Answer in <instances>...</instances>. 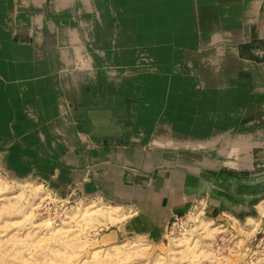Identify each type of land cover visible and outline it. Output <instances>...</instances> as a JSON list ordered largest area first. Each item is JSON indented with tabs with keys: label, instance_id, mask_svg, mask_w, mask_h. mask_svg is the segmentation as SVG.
<instances>
[{
	"label": "rangeland",
	"instance_id": "1",
	"mask_svg": "<svg viewBox=\"0 0 264 264\" xmlns=\"http://www.w3.org/2000/svg\"><path fill=\"white\" fill-rule=\"evenodd\" d=\"M4 1L0 0V8L4 5V8L0 9V19H2L1 16H8L9 19V7ZM143 1L131 2L132 6L128 5L129 8L126 10L125 1L120 8L116 6L114 11H120L116 15L117 18L121 14L123 16L121 18L129 19L125 22H117L115 17L100 20L96 16L97 13L100 14L99 11L104 13L114 9L109 0H87L90 9L93 2L97 5L93 7L94 10L92 9L91 13H88L89 15L81 16V20L87 18L91 21L94 18L96 28L94 26L93 28L96 35L91 34L89 27L86 34L85 29L80 26L81 20L77 23L73 18L71 11L74 10V0L70 1L73 4L69 2L67 7H62L63 11L61 9L54 14L55 17L62 18L63 22L69 23L70 27L77 28L81 38L78 43L80 49L75 52L74 45L61 48L64 38L59 34H57L54 46H52L54 42L47 41V45L55 49L58 59L55 60L54 68H51L49 56L44 58L48 65L46 75H43L41 83L33 84V87L36 86L33 88L34 92L37 91L36 103L38 105L35 110L38 116H43L41 117L44 120L39 119L37 124L34 123V126L30 125V127L22 121L21 132L23 136L35 137V141L30 144L33 149L38 144L36 137L42 135V142L53 139L55 140L53 145L60 147L63 152L60 154L55 151L57 154H53L45 151V155L52 156L56 161L53 166L44 168L36 163V159L33 160L34 157L23 153L27 146H20L17 150L13 149L10 155L9 149L14 146L15 140L9 138L7 133L0 131V178L5 184L4 186L0 184V264H83V261L90 264H98V262L101 264V260L102 264L104 262V264H185L190 261H194L195 264H252L251 253L255 250L261 231L264 230V213L260 215L257 213L258 204L264 203V191L251 203V212L238 214L221 205L214 208L210 200L212 196L206 193L197 195L194 193V188L185 189L189 191L187 204L183 209L172 212L168 222L163 225L156 220L157 214L154 216L150 211L144 212L133 197L127 201L118 200L117 203L111 201L108 190L113 186L118 188L124 177L126 181L134 185L140 183L146 187L153 186L151 183L160 178L159 174L157 175L158 172L166 173L167 176L171 175L170 171L174 166L168 164L173 163L174 158L186 156L184 153L190 154V152L201 156L208 155L206 145H202L207 141L210 144L215 141L210 148L211 159L210 156L206 158L210 164L212 162L215 166L214 171L216 172L207 170L215 175L207 179L208 185L212 184L213 179L218 176L226 177L219 172L227 173L229 177H235L236 173L244 174L241 176L264 173V166L254 167L252 170L242 166L239 169L236 168L237 166L233 167L237 160L235 154H226L227 151L234 149V146L228 145V137L238 136L243 132L240 131L242 125H240V109H247V105L240 106V102H246L250 94L248 92L244 94L242 92L244 90H240V71L243 69H240L237 60L240 58L254 61L256 64H264V35L261 34L259 28L264 19V0H240L244 6L238 24L222 23L217 20L219 23L213 32L215 38L213 36V39L209 38L206 47H200L199 44L197 48L190 47L188 42L191 41L185 39V32H181L180 35V32L174 31L170 25L154 29L148 27V32H138L134 23L131 22L133 14H138L140 11L145 12V5L153 0ZM13 4L15 3H12L15 11L16 6ZM44 6L49 7L48 4ZM45 7L42 8L45 12L44 16L49 17ZM65 10L67 12H64ZM27 11L32 14L36 13L32 6ZM66 13L69 14L68 17ZM188 13L191 17H195L193 19H198L196 8L193 7ZM240 26L242 36L246 32V40L241 42L243 41L241 38L237 42L238 58H234L231 48L227 49V46L229 47L231 41L240 36ZM90 37L94 40L92 41ZM12 43L10 46L13 45ZM223 46L226 48L222 49ZM178 47L182 49L181 52L178 51ZM185 49L193 51L189 50L191 52L186 54L188 56H183L180 62L178 56L184 53ZM209 49L213 50V54H206L210 52ZM60 50H63V53L65 51L64 55L67 58L65 60L71 57L70 64L61 62ZM195 52L199 53L197 55L199 58H195ZM75 53H78L77 57ZM218 53L221 55H216ZM219 57L223 59L224 67L220 68L221 59ZM2 59L0 58L1 61ZM82 59L89 64L84 71L93 70L96 81L85 77V84L82 88L76 89L74 86L76 80L71 82L70 79L73 77L79 80L77 75L82 68ZM3 60L8 68L14 69L16 76L14 83L19 82L25 76L26 67L23 65L25 61ZM240 66H242L241 62ZM201 70L209 76V79L204 80ZM60 71L69 80L70 89L73 92L71 98L64 92ZM151 73L162 75L164 79L153 80L150 76L147 77ZM204 81L208 83L206 87ZM90 82L92 85L95 84L93 93L87 90V84ZM184 86L197 89L199 98L196 99L197 104L194 106L192 102V104L185 105L184 101L177 100L174 108L166 110L167 107L164 106V103H167L166 93L171 92L181 97L182 94L184 95L181 91ZM203 91L207 93L203 94ZM240 92L245 96L240 97ZM192 97L194 100L195 96L192 95ZM260 103L257 113L263 117L264 103L262 101ZM145 104L153 106L154 111L152 113L144 111ZM182 107H187L186 113ZM205 108L213 110L210 113ZM178 112L184 117L181 118ZM231 113H237V115L232 117L229 115ZM206 115L209 120L204 122L203 128L197 127V121ZM188 117L191 120L185 121L184 119ZM59 127L64 129L66 138L55 136V130ZM252 133L264 137V127L263 130L254 131L252 129ZM259 147L264 148V140ZM115 153L121 156H116ZM17 154L16 162H11L12 155ZM93 156L100 157L92 160ZM161 157H164V161ZM146 158L148 163L150 161L154 163L150 169H146L152 166L151 164L146 166ZM231 161L234 162L231 163L232 165ZM20 162L28 167L26 169L17 167V163ZM163 163L167 166L157 165ZM177 167L182 168V166ZM206 167H202L200 172L204 176L207 174ZM180 174L183 177L187 176L185 170H180ZM155 176L159 178H154ZM159 181L154 183H159ZM233 183L238 184L237 181ZM125 187L126 190L131 189L129 186ZM179 191L180 189H177V195L180 194ZM245 192L250 195L254 194L251 184L245 185ZM133 193L138 194L139 191L134 190ZM99 201L118 205L119 209L114 212L126 213L127 217L114 224L105 223L104 225V221H101V224L97 221L93 222L91 219L94 215H87L88 218L75 214L72 216L73 219L71 217L66 220L69 222L65 224V228L61 229L63 231L60 230L62 233L58 232L53 237L38 229L35 224L32 225V222L40 218H48L52 224L48 223L51 227L57 224L62 225L64 223L61 221L65 218V212L86 202L98 203ZM154 205L156 206L155 203ZM196 211H199L198 215L201 218L209 220V228H216L215 234L211 232L212 241L204 236L203 230H199L200 233L198 231V233H193L200 237L199 246L210 247L212 252L210 255L214 260H209L208 256L201 258L202 255H198L199 247L188 250V253L180 252L177 259H173L170 251L172 238L180 231L192 229L194 219L190 214ZM248 216L255 221H248ZM144 217H147V220ZM197 234H202L205 238ZM123 243H128L127 246L130 247L123 246ZM114 245L122 246L121 252L110 249ZM96 249H101L102 252L108 249L110 255L102 258L104 252H100L99 259L92 258L90 254ZM196 254L198 257L194 258Z\"/></svg>",
	"mask_w": 264,
	"mask_h": 264
},
{
	"label": "bare ground",
	"instance_id": "2",
	"mask_svg": "<svg viewBox=\"0 0 264 264\" xmlns=\"http://www.w3.org/2000/svg\"><path fill=\"white\" fill-rule=\"evenodd\" d=\"M70 1L71 0H5L4 3L6 4L7 7H9L8 12H9L10 17L8 19V16H3V17L1 16L2 19H0V39H1V46H0L1 53L0 54L5 55V56H10L11 60H12V58L14 60H23V61H25V64L23 62H20V63H23L24 67H26L25 68V76L23 78H21V80L19 82L16 81L14 83V79L16 78L15 73L13 72L14 69L8 68L6 66V62L3 59H2V61L0 60V131L1 132L3 131V133H5V134L7 133L8 134L7 136H10L9 138H13L15 140L14 146H12L9 149L10 155H11L13 149L17 150V148H19L20 146H23V147L27 146V149L23 153H25V155H30V156L34 157L33 160L36 159V163H39L41 166H44V168L46 166H53L54 162L56 161V159H53L52 156L50 157V155H48V156L45 155V151L52 152L53 154H57L55 151H58L60 154L63 151L57 145H53V142L55 143V140H53V139H51L50 141L48 139L47 141L42 142V139H41L42 135H40L39 137L38 136L36 137V139L38 138V144H36V142H34L36 144L35 148L34 149L31 148L30 144H32L33 141H35L34 140L35 137L31 138V137H26V136L22 135L23 132H21V130H22L23 126H22L21 122L22 121L25 122V124L30 127V125H33L34 123L37 124V121H39V119L44 120L42 118L43 116L42 115H41L42 117L38 116L37 110H35V108H37L38 104L36 103L37 91L34 92V89H33L36 86L33 87V84H35L36 82L41 83L40 80L44 77L43 75H46V70H47L46 68L48 65L46 64V61L44 60V58L49 56V62L51 64L50 67L54 68V63H56L55 60L57 61L58 58L55 54L56 53L55 49H53L52 46H54V44H56L57 34H59L60 37L64 38L63 42L61 43V48H63V46H67V45H74L75 46V52H78L80 49L78 47L79 46L78 43L80 42L81 38L79 37L80 34L77 31V28L76 27L75 28L70 27L68 25L69 23L67 24L61 20L62 18L55 17L56 15L54 16V14L57 13L58 11H60L62 9V7H67L66 5ZM74 1H75V4H74L75 6L73 7L74 10L71 8L73 10V11H71V14L73 15V18L76 20L77 23H78V20L82 19L81 16L86 15V14L89 15L88 13H91L93 7L95 5H97V3L95 4V2H93V4H91V9H90L87 5L88 4L87 0H74ZM124 1H125V10H126V8H129L132 6L131 2H133L135 0H133V1H130V0H109V3L112 4L114 9L107 11V12H104V13L99 11L100 14L99 13L96 14L97 18H99L101 20V18L102 19H109L110 17H115L117 22H121V21L125 22V21L129 20L126 17L121 18V17H123L121 14H120L119 18H117L118 16H116V15L120 11H117V12L114 11L115 7L117 6V8H120ZM139 2H140V0H139ZM143 2H145V0ZM12 3H15V5L13 4L14 6H16L15 11H14V8L12 7ZM44 4L45 5L48 4L49 7L48 8L45 7ZM71 4H73V3H71ZM128 5H129V7H128ZM141 5H143V4H141ZM30 6H32L33 9L36 10V13L32 14V13L27 11V9ZM133 6H134V4H133ZM243 6H244V3L241 4L240 0H153L150 3L148 2L145 5V7H146L145 12L140 11V13H138V14H133L134 16H133L131 22L134 23V27H136V30L138 32H144V31L148 32V30H149V29H147L148 27L151 29H154L155 27L157 28L160 26H166V25L169 26L170 25L174 31H176V32L179 31L180 35H181V32H185V36H186L185 39H187L188 41L189 40L191 41V42H188L190 47L197 48L199 46V44H200V47H203V46L206 47L207 43L209 42V38H212V36L215 38V34L213 32H215V29H217V26L219 23V22H217V20H219L222 23H235L237 25L238 21L241 20L240 16H241V13L243 10ZM44 7L46 9L45 11H47V13L50 15L49 17L44 16L45 12H44V10H42V8H44ZM193 7L196 8V10L198 11L199 16H198L197 20L193 19L195 17H193V16L191 17L188 13V11L190 9H192ZM1 8H4V5ZM62 11H63V9H62ZM64 12H67V11L65 10ZM66 14H67L66 16L68 17L69 14L68 13H66ZM58 16H60V15H58ZM103 16H105V17H103ZM106 16H109V17H106ZM61 17H62V15H61ZM94 17H95V15H94ZM92 18H93V15H92ZM80 23H81L80 26L84 29H86L88 26H92V28L90 27V29H91L90 32L92 35H96V33L94 32V28H96V26H95L96 20L91 19V21H90V20H87V18H86V20H81ZM97 23H99V22H97ZM18 25H20V27H18ZM240 25H241V22H240ZM77 26H79V25H77ZM93 26H94V28H93ZM260 26L264 27V19L261 21ZM216 31H218V30H216ZM241 32L242 31H241V26H240V36L236 37L233 41H231L232 43L229 47L227 46V49L231 48V54L234 56V58H238L236 45H237V42H239L242 38ZM85 33L87 34V31H85ZM45 36H47V37L44 38ZM86 39H88V38H86ZM48 40L51 41L52 43L54 42L52 44V46L47 45ZM91 40L93 41V38H91ZM11 42H13L12 46H10ZM224 48H226V46L222 47V49H224ZM180 50H182V49L180 47H178V51H180ZM189 50L193 51L192 49H189ZM189 50L185 49V51H184L185 54L183 52L180 53V56H178V60L180 61L181 59H183L184 58L183 56H188L186 54L191 52ZM209 50H210V52H208L206 54H213V50L212 49H209ZM218 50H220V49H218ZM6 51H8V53L10 52L9 53L10 55H8ZM46 52H47V54H46ZM60 53H61L60 60L63 64H64V62H66V64L67 63L70 64L72 62L71 57H70V59L65 60V58H66L65 57L66 55H64L65 51L63 53V50H60ZM99 53H101V52H99ZM77 54H76V57L78 56ZM194 54L196 57L194 55H193V57L199 58L197 56V55H199L198 52H195ZM216 55H221V53L220 54L218 53ZM5 56H4V58H5ZM207 58L208 59L210 58V60H212L211 57L207 56ZM220 59H221L220 60V62H221L220 68H221V67H224L225 63L223 62L222 58H220ZM82 60H83L82 68L80 69V71L78 73L80 83L82 80L80 78H83V77L84 78L88 77V78H90V80L96 81L95 80V78H96L95 73L93 70L91 72L90 71H84V70H86L85 68L89 67V64L84 59H82ZM237 62L239 63L240 69H243V70L246 69V71L249 72L250 75L247 76L249 79H252L255 81L257 80L259 82L258 87L255 88L256 89L255 92H258L257 97L259 99H263L264 98V94H263L264 93L263 92L264 91V64H256L254 62H251V61H248L245 59H240V58H238ZM240 62H241L242 66H240ZM21 68L23 69L22 65H21ZM20 71H21V69H20ZM213 74H215V76L217 75V73H213ZM50 75H52V74H50ZM60 75H61V79H62V83H63V87H64V92L69 98H71V94H73V92L70 89L69 80L64 75V73H62V71H60ZM21 76H23V75H21ZM148 76H150V78L153 80L164 79V76L158 75L155 73H151L150 75H147V77ZM201 76L204 77V80H206V78L209 79V76L207 74H204L202 72V70H201ZM236 76H238V74ZM34 77H36V78L34 79ZM36 79H39V80L37 81ZM12 80H13V82H12ZM75 80L76 79H74L73 77L70 79L71 82H73ZM231 81H233V80H231ZM246 82L248 83V80H246ZM229 83H232V82H229ZM204 85L206 87V85H208V83L206 81H204ZM51 86H53V85H51ZM243 87L245 88L244 90H248V89L251 90L250 84H248L247 87L246 86H243ZM45 89H47V87ZM51 91H53V90H51ZM181 91L184 93V95L182 94L181 97H180V95H178L179 98H178V96L174 95V93L173 94L171 92H169L168 94L166 93L165 99L167 100L166 101L167 103H164V106L167 107L166 110H169L170 108H174L175 107L174 103L177 100L184 101L185 105H188V103L192 104V102H193L192 105H194V106L197 104L196 103V99L198 98V93L196 92L197 89H192L191 87L184 86V87H182ZM204 93H207V92L203 91V94ZM192 95L195 96L194 100H193ZM202 99H204V98H202ZM45 100H46V98H45ZM46 103H47V101H46ZM43 105H45V104H43ZM205 105H208V104H205ZM54 106H55V104H54ZM144 106H145L144 111H146V112L148 111L151 113L154 111L153 106H151V105H144ZM20 107H23V108L21 109ZM41 107H43V106L41 105ZM187 107H182V109L186 110L185 113L188 110ZM205 110H208V112L211 113L213 109L212 108H209V109L205 108ZM46 111L47 110L45 109V112ZM40 114H42V113H40ZM177 114L181 118L184 117V116H182L183 114H181L179 112ZM184 115L186 116V114H184ZM184 120L190 121L191 118L188 117ZM208 120H209V117L207 115L204 117H201L197 121V124H196L197 127L201 126L203 128L204 122L206 123ZM63 130L64 129L62 127L57 128L55 130V136L59 135L61 138H63V137L66 138V134L63 132ZM252 135L253 134H247L246 133V135H239L238 134V136L237 135H230L228 137L229 138L228 139V145L231 147L234 146V149L227 151L226 154H229V155L235 154V156L237 158V160L235 162L237 165L235 164L233 167L237 166L236 168L239 169L242 166V167H248L250 170H252L254 167L259 168V167L264 166V148L259 147L261 142L264 140V137L262 135H259L256 133L254 134V136H252ZM133 136L134 137L136 136L135 133ZM249 138H252L253 142H251ZM4 141L6 142L7 138ZM207 142L205 144H202V145H204V146L206 145L208 155L201 156V155L193 153V152H190V154L184 153L186 156H181L182 158L180 157L179 161L184 160L183 161L184 165L191 166L192 170L194 168L195 173H197L198 171L201 172L202 167L210 165V163L208 162V159L206 157L210 156L209 155L211 152L210 148L212 147V145H214L213 143L215 141H213V143H211V144L207 143ZM49 144H51V145L49 146ZM70 144H72V143H70ZM163 144H164V142H163ZM192 144H195V143H192ZM160 145H162V144H160ZM202 145H200V146H202ZM240 146H241V148H240ZM44 148H46V149L43 150ZM153 154H155V153H153ZM115 155L121 156L120 154H117V153H115ZM16 157H18V154L16 156L12 155V157H11L12 161L11 162H14V161L16 162ZM157 159H159V158H157ZM161 159H163V161H164V157H161ZM210 159H211V156H210ZM231 163L233 164L234 162L231 161L230 164ZM147 164L153 165L154 163L152 161H150L148 163V159L146 158V166H148ZM16 166L19 168H22V169H26L28 167L27 165H25L22 162L17 163ZM195 167H197V169ZM253 171H255V170H253ZM219 173L221 175L226 176V177L223 178L221 176H218L217 178L213 179V183L210 184L212 186V189L205 190V192H204V193L208 194L209 196H215V195H213V192H214L213 188L217 187L218 185H222V182H225L227 179H229V180H232L233 178L236 179L237 177L244 175V174L239 175L238 173H236L235 177L234 176L229 177L227 173H223V172L222 173L219 172ZM201 176L204 177V175H201ZM173 177H171V178H173ZM154 178H157V177H154ZM261 178H263V177H261ZM235 179H233V180L235 181ZM0 184L2 186L5 185L4 182L1 180V178H0ZM133 187L135 189L146 188L145 185L140 184V183H138L136 185L133 184ZM114 188H117V187L113 186L112 188H110L108 190L110 194H112L111 189L114 190ZM120 188H121V185L118 186L119 190H120ZM202 192L203 191H200V193H202ZM143 193L144 192L139 193L137 195V198L139 197V195H141ZM131 195H132L131 193H127V195H125L124 193H121V192H119V194H118V196L120 197V200L123 199L125 201L129 200V198L126 196H131ZM156 195L158 197H156L154 200L159 201L160 200L159 197H161V196H160V194H156ZM133 196L136 197L135 195H133ZM153 196L154 195H152L151 198H153ZM137 198H136V200H137ZM169 198H170V202L172 205L175 202L174 196L169 195ZM169 198H167V199H169ZM219 199L221 200L222 204L227 207V209L232 208V209H235L237 212L240 213V208L228 205L224 199H221V198H219ZM202 202H204V201H202ZM170 206L167 207V205H165V209L170 208ZM117 209H119L118 205H112L110 203H105L103 201H99L98 203L97 202H86V203L80 204L78 207L70 209V211H68V212H65V214H64L65 218L62 219V221H61L62 223H64L62 225L57 224L54 227H51V226H49V224H51V222L48 220V218L47 219L46 218H40V219L32 222V225L35 224V226L38 227V229H40L41 231H45L50 237H53L56 234H58V232L62 233L61 231H63V230H61V229L65 228V224H67L69 222V221L66 222V220L70 219L75 214H78L79 217L80 216L86 217L87 215L88 216L94 215V216H92L91 220L93 222L97 221L100 224H101V221H104V225H105V223L106 224L108 223V225L114 224L116 221H119V220L121 221V219H123L124 217H127L126 213L125 214L115 213L114 211H116ZM161 211H159L153 215L154 216L156 214L158 215V213H160ZM119 213H120V211H119ZM257 213L259 215L264 213V203L263 202H260L258 204ZM198 214H199V211H196L193 214H190L192 216V218L194 219V225L190 231H187V230L180 231V233L178 235H176L172 238V245L170 246V251H171L173 259H177V255L180 252L188 253L192 248L199 247V254L198 255L199 256L202 255L201 258H203V257L207 258V256H208L209 260H214L211 257L212 252L210 250V247L208 248L205 245H204L205 247L199 246V242H201L199 240L200 237H197L195 235L196 233L194 234L195 235V237H194L193 233L197 232V231L199 232V230L200 231L203 230L202 233L204 234V236L207 238L209 237V239H210V236L212 235L211 232H214V230L216 228H209V226H208L209 220L201 218ZM100 217L103 219H101ZM158 217H162V216H158ZM72 219H73V217H72ZM248 221H255V220L252 217H249ZM93 222H91V223L93 224ZM87 223H89V222H87ZM118 223L120 224V222H118ZM87 225H89V224H87ZM92 226H94V225H92ZM96 226H98V225H96ZM42 227H45V229H41ZM219 230H221V229H219ZM215 232H214V234H215ZM197 235H199V234H197ZM201 235H199V236H201ZM196 237L198 239H196ZM127 245H129V244L123 243V246L126 247ZM121 247L122 246H120V245L119 246L114 245L110 249H115L116 251L121 252V250H122V249H120ZM128 247H130V246H127V248ZM196 250L198 251V249H196ZM100 252H102L101 249H98V250L96 249L93 252H91L90 256L92 258H95V257L98 258L99 256H101ZM103 252H102L103 253L102 258L104 256L110 255V251L108 249L103 250ZM198 255L196 254V256H194V258L198 257ZM53 258H55V257H53ZM97 258L95 260H97ZM213 258H214V256H213ZM173 261H172V263H173ZM102 262L103 261L101 260V264H102ZM82 263L84 264L85 262L83 261ZM86 263H88V262H86ZM88 264H90V263H88ZM98 264H100V262H98ZM185 264H195V263H194V261H190V263L185 262Z\"/></svg>",
	"mask_w": 264,
	"mask_h": 264
},
{
	"label": "crops",
	"instance_id": "3",
	"mask_svg": "<svg viewBox=\"0 0 264 264\" xmlns=\"http://www.w3.org/2000/svg\"><path fill=\"white\" fill-rule=\"evenodd\" d=\"M93 20H94V18H93ZM88 27L90 28L92 26H88ZM259 28L261 30V34L264 35V28H262L261 26ZM86 29H85V31H87ZM90 31H91V29H90ZM94 32H95V29H94ZM245 33L246 32L243 33V36L241 34V36L243 38V41H241V42H244L246 40ZM0 46H1V39H0ZM6 52L8 55H10L9 54L10 52L9 53H8V51H6ZM0 53H1V49H0ZM4 56L5 55L0 54V58L10 59V56H5V58H4ZM12 62H13V58H12ZM12 62H10V63H12ZM252 62H254V61H252ZM254 63H256V62H254ZM241 74H244L245 76H242ZM248 75H250L249 72L244 71V70L240 71V90H244L245 88L243 86L247 87L248 84H250V86L252 85V87H253L252 90L248 89V90L242 91L244 94H246V92H248L250 94H249V96L247 94L248 99L246 98L247 96L245 97L246 102H243V103L240 102V106L247 105V109H245V110H243L242 108L240 109V125L242 124L240 126V131L241 132L243 131L242 134H240V135H246V133L253 134L252 129H254V131L255 130H263V127H264L263 126L264 116L260 117V114L257 113L259 110V104H261L260 102L262 101L264 103V100H263L264 98L259 99L257 97L258 92H255V88L258 87L259 82L257 80L255 81V80L249 79L247 77ZM80 79H82L81 83H80V80H77V79H76V83L74 82L75 83L74 86L76 89L82 88V85L85 84L84 83L85 78L83 77ZM246 80H248V83L246 82ZM245 83H247V84L245 85ZM87 86H88L87 90L92 91L91 93H93L95 90V85H92L90 82L87 84ZM244 94H242L240 92V97L245 96ZM76 95H77V93H76ZM229 115H231L232 117H235L237 115V113H231ZM252 136H254V134ZM249 139L251 142H253L252 138H249ZM240 148H241V146H240ZM179 153H182V152H179ZM151 154H153V153H151ZM86 155H88V153H86ZM99 157L100 156H98V157L93 156L92 160L95 158H99ZM180 157H178V158L176 157L173 159L175 163L172 161L173 163L168 164V165L174 166L173 168H171L172 169L170 171L171 175L167 176V174L163 173V172L157 173V175L159 174L160 178H159V176H155L159 179H156L155 181H153L151 183V184H153V186H150V187L147 186L146 188H143V189H135L133 187V183L126 181V179H125L126 177H124L120 182L121 184H119V186L121 185L120 190L118 188H114L116 191L111 189L112 194H110L108 192V195H109L111 201H114L115 203L119 202L118 201V200H120V197L118 196L119 192L124 193L125 195H127V193H131L132 194L131 196H126V197H128V198L133 197L134 199H136L137 197H134L133 195L137 196L139 193L144 192L143 194L139 195V197L137 198L136 202H138L139 207L142 208L144 210V212H148V211L152 212L151 214H155V213H157L163 209L160 213H158L156 220L159 223L165 225V223L168 222V220L170 219L172 212L179 211V210L183 209V207L187 204L186 199L189 195V191H187L185 189L194 188L195 194H197V195L203 194L205 192V190L212 189V186L210 184L208 185L207 179L213 178V176H215V175L211 174L210 172L213 171L214 173H216L214 171L215 166H213L212 162H211V164L206 167V172H207V174H205L206 177L205 176L202 177L201 176L202 174L199 171L197 173H195L194 168L192 170L191 166L184 165V162H183L184 160L179 161ZM157 165L167 166L166 164L164 165V163L163 164H157ZM176 165L182 166V168L177 167ZM153 166H154V164L151 167L146 168V169H150ZM195 168L197 169V167H195ZM180 170H185L187 173V176L183 177L180 174ZM207 170H209L210 172H208ZM140 175H142V174H140ZM142 176H144V175H142ZM171 177H173V178H171ZM261 177H263V178H261ZM158 180H160L159 183H154ZM235 181L238 182L237 185H235L233 183L234 182L233 179L232 180L227 179L225 182H222V185H218L217 187L213 188L214 189L213 195H215L216 197L215 196L210 197L211 205L214 208H216L219 205L224 206L222 204L221 200L219 199V198H221V199H224L228 205L240 208V213L237 212L235 209H232V208H228L229 210H234V212H236L238 214H243L245 212H251L252 211V209L250 208L251 203L254 200H256L264 191V173L257 174L254 176H239L236 178ZM248 183L252 185V188L254 190L253 195H250L249 193L245 192V185ZM176 184H178V185H176ZM207 185L209 186L208 189L206 188ZM125 186H127V187L129 186L131 189L126 190ZM133 188H134V190H138L139 193L138 194L133 193V191H134ZM177 189H180V191H179L180 194H178V195L176 193ZM153 190H154V192H153ZM200 191H203V192L200 193ZM156 194H160V196H161V197H159L160 198L159 201L154 200L156 197H158ZM240 194H241V196H240ZM152 195H154L153 198H151ZM169 195L174 196L175 202L172 205L170 202ZM167 198H169V199H167ZM154 203L156 204V206L154 205ZM150 205H151V207H150ZM165 205H167V207H169L170 205L171 206H170V208L165 209ZM224 207L227 209L226 206H224ZM158 216H162V217H158ZM248 217H250V216H248ZM144 219L147 220V217H144ZM125 221H124V223L126 224V226H128Z\"/></svg>",
	"mask_w": 264,
	"mask_h": 264
},
{
	"label": "built area",
	"instance_id": "4",
	"mask_svg": "<svg viewBox=\"0 0 264 264\" xmlns=\"http://www.w3.org/2000/svg\"><path fill=\"white\" fill-rule=\"evenodd\" d=\"M260 235L255 250L251 253L250 261H253L252 264H264V230L261 231Z\"/></svg>",
	"mask_w": 264,
	"mask_h": 264
}]
</instances>
